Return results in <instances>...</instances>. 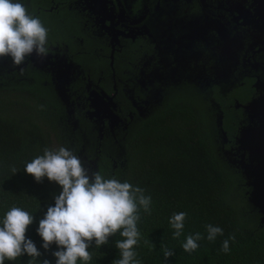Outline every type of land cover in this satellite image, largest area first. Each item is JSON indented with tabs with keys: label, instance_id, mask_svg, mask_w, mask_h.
Listing matches in <instances>:
<instances>
[{
	"label": "trees",
	"instance_id": "1",
	"mask_svg": "<svg viewBox=\"0 0 264 264\" xmlns=\"http://www.w3.org/2000/svg\"><path fill=\"white\" fill-rule=\"evenodd\" d=\"M2 68L7 72V66ZM2 78L0 73V221L12 207L28 211L34 221L26 237L43 253L39 261L25 254L16 261L5 260V264H42L45 259L56 264L53 252L57 246L53 244L45 250L37 229L48 207L55 205V196L62 187L47 177L37 182L24 167L43 155L45 148L61 147L54 149L52 145V136L59 141L60 105L39 83H8ZM215 100L224 108L223 127L231 126L232 115L227 108L230 101ZM99 148L104 153L105 146ZM123 152L122 163L118 161L114 166L109 155L99 158L96 151L97 171L105 179L116 178L139 186L152 198L151 214L141 210L138 223L141 240L136 251L141 264H264L260 214L245 208L249 188L243 176L227 168L215 153L209 121L199 101L170 98L131 130ZM13 167L18 169L14 174ZM178 212H186L187 218L183 235L174 238L175 230L169 221ZM208 224L224 231L214 242L206 238ZM197 232L205 237L198 242L200 247L195 252H185L183 242ZM232 234L235 241L230 240V252L224 253L222 243ZM119 239V234L111 236L99 248L93 241L88 264H114L120 258L116 247ZM165 247L174 250L175 255L165 259Z\"/></svg>",
	"mask_w": 264,
	"mask_h": 264
},
{
	"label": "flooded vegetation",
	"instance_id": "2",
	"mask_svg": "<svg viewBox=\"0 0 264 264\" xmlns=\"http://www.w3.org/2000/svg\"><path fill=\"white\" fill-rule=\"evenodd\" d=\"M20 2L48 29L49 55L42 58L34 52L19 67L13 65L10 56L3 57L0 66L4 64L9 73H18L24 82L50 84L61 99L63 95H72L78 101L73 103L76 109L84 108L88 120L96 119L99 124L97 138H90L94 148L106 144L102 142L101 133L105 123L113 130L123 120L125 127L117 133L124 139L125 147L131 130L148 113L163 107L155 110L158 102L149 104L162 85L159 82L152 84L153 81L141 85V75L148 76L143 67L144 56L160 49L166 66L171 67L165 54L177 44L185 57H199L203 68H206L205 64L213 68L214 84L209 94L221 112L220 150L234 149L232 157H224L219 150L216 152L213 144L215 153L230 170L234 169L232 163L244 158V153L238 149V139L245 126L257 122L255 117L251 120L246 107L251 102L264 104V0ZM28 69H35L36 73H28ZM89 70L95 71L96 75ZM218 72L221 74L215 76ZM122 85L127 108L130 101H135L143 111V117L131 124V120L128 124L122 116ZM174 96L196 100L188 95ZM217 98L230 101L227 108L233 124L227 128L223 127L224 108L215 100ZM97 99L102 101L98 113L94 107ZM261 110L264 111V105ZM94 111L96 114L90 117L88 113ZM123 132H126L125 138Z\"/></svg>",
	"mask_w": 264,
	"mask_h": 264
},
{
	"label": "clouds",
	"instance_id": "3",
	"mask_svg": "<svg viewBox=\"0 0 264 264\" xmlns=\"http://www.w3.org/2000/svg\"><path fill=\"white\" fill-rule=\"evenodd\" d=\"M34 52L42 58L49 55L48 29L20 0H0V58L10 56L13 65L19 67ZM24 169L37 182L47 177L62 187L55 196V205L48 207L37 229L45 250L53 244L57 246L58 250L53 252L56 264H78V261L88 264L92 260L89 248L93 241L99 248L116 234L122 239L116 242L120 258L114 264H141L136 251L141 240L138 223L141 210L152 212V198L145 195L144 189L116 178L105 179L99 171L90 175L81 158L66 147L45 148L43 155L26 163ZM17 171L16 167L12 168V174ZM186 218V212L173 213L170 217L174 238L183 235ZM33 221L34 216L19 207L5 213L0 221V264H5V260L16 261L25 254L39 261L43 253L26 237ZM206 229L210 242L224 234L222 228L212 224L206 225ZM204 238L199 232L189 234L182 244L184 251L195 252ZM230 240L235 241L234 234L223 241L222 252H230ZM148 243L146 240L145 244ZM163 252L165 259L175 255L167 247ZM42 264L50 262L45 259Z\"/></svg>",
	"mask_w": 264,
	"mask_h": 264
},
{
	"label": "rangeland",
	"instance_id": "4",
	"mask_svg": "<svg viewBox=\"0 0 264 264\" xmlns=\"http://www.w3.org/2000/svg\"><path fill=\"white\" fill-rule=\"evenodd\" d=\"M150 54L151 55L148 57L144 56L145 61H143V67H146L145 70L148 76L141 75V77L143 78L141 85H149V82L153 81L152 84L159 82L163 88H160L153 94L149 101V104L151 102H158V105L155 109L158 110L173 95H188L189 97L196 98V100L199 101V104L202 107L203 111L205 112V116L208 118L209 129L216 152L219 150V152H221L224 157H232L234 149L228 151L220 150L222 141V129L220 125L221 112L217 108V104L211 99V96L209 94L212 85L214 84V79L212 80L213 68H210L206 64V68H203V63L199 60V57H185L183 55L185 53L177 44L172 46L171 49L165 54V58L170 61L171 67L166 66L164 53H162L160 49H154ZM2 67H4L5 69L4 64L0 66V69L3 70ZM2 70H0V73H2L3 77L2 79L7 81L8 83L24 82V79L20 78V75L18 73H7ZM6 70L9 71L8 68H6ZM223 71L224 68L222 72ZM27 72L36 73V70L28 69ZM89 72L95 74V71L93 72L92 70H89ZM220 74L221 72H218L215 76H218ZM97 77L98 76H96L95 78ZM237 82L238 81L236 80V83ZM124 84L126 85V83ZM41 86L46 91H49L50 94L53 92L52 97H54L58 101L62 113L60 119L57 122L59 141H57V138L55 136H52V145L54 149L57 147V145L65 147V145L62 144H66V148H69L81 158V160L85 164V167L89 169L90 175L92 172H95L98 169L97 161L99 159L95 156L96 151L97 153H100L98 155L99 158L102 157V154L109 155L113 161L114 166L118 163V161L122 163L124 159V139L122 137H119V134L117 132L118 129L125 127V124H123V120H121L120 123H118L113 128V130H110L105 123V127L103 128L104 132H101L103 134L102 142H106L104 153H102L99 147L96 149L93 147L94 145L90 144L91 136L97 138V132L100 129H96L99 127L97 120H88L87 116L84 113V108L76 109L73 103L78 101L72 95H70V97L63 95L61 99L58 92H55L53 89H51L52 86H50V84L43 82ZM164 88L165 90L163 91ZM120 99L123 102L122 116L127 119L128 124L130 120L131 124L143 117V111L140 108L139 103L130 101V106L129 108H127V105L124 102V100H126V96L125 92L123 91V85L120 91ZM257 105L258 104H256L255 102H251L246 107L251 120H253V118L257 116L259 112ZM95 123L97 124L95 125ZM254 127L255 126L251 127L249 124L242 129L241 136L238 139V149H240L241 152L244 153V158H241L237 162L232 163L231 166H234V170L236 172H240L245 180V184L249 187L248 191L245 193L248 201V203H245V208H247L248 210L253 209L260 214L258 223L260 226H262L264 225V221L262 218L264 216V213H262L260 211L261 208L259 206H256L254 203V199L252 196L253 187L247 184V181L251 179H248L243 174L245 164H249L250 159L252 158V150H250V148H247V134L249 132H252ZM61 129H63L64 133ZM125 134L126 132H123L124 138Z\"/></svg>",
	"mask_w": 264,
	"mask_h": 264
},
{
	"label": "water",
	"instance_id": "5",
	"mask_svg": "<svg viewBox=\"0 0 264 264\" xmlns=\"http://www.w3.org/2000/svg\"><path fill=\"white\" fill-rule=\"evenodd\" d=\"M96 103V105H95ZM258 114L255 116L257 122L252 132L247 134V148L252 150V158L249 164H245L243 174L248 179L247 184L253 187V199L256 206H259L260 211L264 213V111L261 107L264 105L262 102H257ZM102 105V101L97 99L94 101V107L97 109V113L101 112L99 106ZM89 116L96 114V111L89 112ZM251 126V127H253ZM255 162V163H254ZM264 221V216L262 217Z\"/></svg>",
	"mask_w": 264,
	"mask_h": 264
}]
</instances>
